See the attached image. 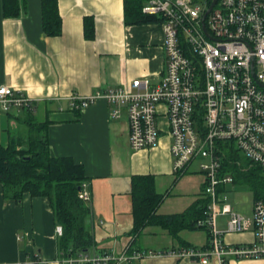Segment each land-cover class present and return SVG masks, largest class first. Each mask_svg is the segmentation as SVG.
Wrapping results in <instances>:
<instances>
[{"label": "crops", "instance_id": "obj_1", "mask_svg": "<svg viewBox=\"0 0 264 264\" xmlns=\"http://www.w3.org/2000/svg\"><path fill=\"white\" fill-rule=\"evenodd\" d=\"M18 2L20 14L13 18L4 16L0 0V86L22 91L34 101L31 115L45 123L51 156L70 157L84 168L96 241L89 254L129 256L133 251L208 247L210 238L204 229H183L174 238L165 228L147 226L135 238L130 235V185L135 175H152L156 192L165 194L158 215L180 214L203 201V176L197 168L190 167L174 182L168 137L162 134L155 148L132 151L126 117L111 118L112 106L105 100L98 99L81 111L68 106L70 96L87 97L100 88L126 86L138 77L159 81L164 69L161 25L126 24L124 0H55L60 34L49 35L43 29V0ZM20 113L0 112L3 145L11 135L25 133L15 118ZM2 188L0 185V264L35 256L44 264H60L57 225L48 200L28 194L19 202L6 200ZM246 219L250 223L246 232L225 233L226 244L254 240L251 218ZM115 264L200 263L162 256ZM207 264L218 263L211 260ZM226 264H264V259L228 258Z\"/></svg>", "mask_w": 264, "mask_h": 264}, {"label": "built area", "instance_id": "obj_2", "mask_svg": "<svg viewBox=\"0 0 264 264\" xmlns=\"http://www.w3.org/2000/svg\"><path fill=\"white\" fill-rule=\"evenodd\" d=\"M211 3V2H210ZM207 0H144L141 12L157 17L163 30L164 69L159 81L133 79L126 86L105 87L86 96L68 98L81 111L98 99L112 106L110 117L125 116L132 151L155 148L169 139L172 174L181 177L195 163L203 176L204 217L209 247L167 251H133L131 255L79 253L58 258L60 264H115L144 257L176 256L200 264L228 258L264 259V202L252 206L254 240L228 245L225 233L246 232L249 220L224 203L223 188L233 184L221 174L218 142H231L251 165L264 170V0H217L205 15ZM35 107L26 94L0 86V112L20 113ZM79 199L89 202L88 182L80 184ZM228 217L226 229L218 218ZM55 232L62 235V227ZM129 248V247H128ZM127 248V249H128ZM11 264H44L39 256Z\"/></svg>", "mask_w": 264, "mask_h": 264}, {"label": "trees", "instance_id": "obj_3", "mask_svg": "<svg viewBox=\"0 0 264 264\" xmlns=\"http://www.w3.org/2000/svg\"><path fill=\"white\" fill-rule=\"evenodd\" d=\"M143 1L124 0L126 24L159 23L157 17L141 12ZM42 4L44 31L49 35L60 34V18L55 0H43ZM2 6L5 17L14 18L20 14L18 0H3ZM31 113L23 110L20 114L24 117H15L26 129L23 135H11L6 145L0 142V185L4 198L16 202L21 201L25 194L32 198H46L53 211L55 224L62 227V235L58 237V258L89 253L95 248L96 241L91 208L78 197L80 184L88 181L84 168L70 157L50 155L45 123L37 122ZM217 148L223 156L221 174L229 173L234 184L247 186L253 194V202H264V170L251 165L231 142H218ZM130 187L133 216L130 235L134 238L147 226L165 228L174 238H178V232L183 229L206 230L196 226L204 217V200L180 214L158 215L157 210L165 194L156 192L154 177L135 175L131 178Z\"/></svg>", "mask_w": 264, "mask_h": 264}, {"label": "rangeland", "instance_id": "obj_4", "mask_svg": "<svg viewBox=\"0 0 264 264\" xmlns=\"http://www.w3.org/2000/svg\"><path fill=\"white\" fill-rule=\"evenodd\" d=\"M36 120V119H35ZM26 130V129H25ZM23 133V130H22ZM3 143V140H2ZM197 168L196 164L194 163L191 166V169ZM190 184L189 182L186 183V186ZM192 184L194 183V180H192ZM226 192L223 194L224 203L230 204L236 210L238 213H240L245 218H251L250 215V209L253 202V194L251 190L241 184H228L225 187ZM228 219L226 215H221L218 218V228L220 229H226L225 228V222Z\"/></svg>", "mask_w": 264, "mask_h": 264}, {"label": "water", "instance_id": "obj_5", "mask_svg": "<svg viewBox=\"0 0 264 264\" xmlns=\"http://www.w3.org/2000/svg\"><path fill=\"white\" fill-rule=\"evenodd\" d=\"M217 0H211V3L207 9V11L205 12L204 17L206 16V14L213 8V6L216 4Z\"/></svg>", "mask_w": 264, "mask_h": 264}]
</instances>
